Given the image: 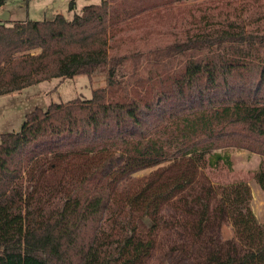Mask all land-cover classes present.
Listing matches in <instances>:
<instances>
[{
	"label": "trees",
	"instance_id": "obj_1",
	"mask_svg": "<svg viewBox=\"0 0 264 264\" xmlns=\"http://www.w3.org/2000/svg\"><path fill=\"white\" fill-rule=\"evenodd\" d=\"M114 1L76 11L70 0L71 16L0 19V95L52 78L107 76L91 97L36 107L20 130L1 133L0 264H168L164 253L180 254V264H264V221L250 208L249 185L218 187L204 165L216 150L258 153L254 177L264 191V56L239 30H223L220 45L249 50H208L144 78L127 65L152 54L110 53L117 23L140 10ZM203 39L153 56L202 48ZM215 159L231 165L226 155ZM59 166L65 173L48 183L45 170ZM44 191L63 192L60 206L44 209ZM230 219L236 235L222 238Z\"/></svg>",
	"mask_w": 264,
	"mask_h": 264
},
{
	"label": "rangeland",
	"instance_id": "obj_2",
	"mask_svg": "<svg viewBox=\"0 0 264 264\" xmlns=\"http://www.w3.org/2000/svg\"><path fill=\"white\" fill-rule=\"evenodd\" d=\"M101 0H76V11L90 3H99ZM118 4L129 8L138 4L136 12L124 17L113 30L110 53L115 55L145 51L146 60L128 64L131 71L134 68L144 78L162 75L165 72L180 69L189 56L205 54L208 50H249L244 45H230V41L221 44L217 37L223 30H239L242 39L252 44L251 52L254 55L264 56V0H116ZM116 1H114L116 3ZM70 0H9L6 7L13 11V20H43L52 19L57 13L67 16L73 14L69 10ZM145 5L142 8V4ZM117 5V6H118ZM203 37H206L203 39ZM190 39L204 40L202 48L178 53L173 56L163 54L154 55L153 51H162L177 42ZM240 39V40H242ZM212 40V41H211ZM260 42V43H259ZM214 44L213 46H211ZM211 46V47H210ZM155 52L156 54L158 53ZM107 85V76L104 70H98L92 75L78 74L64 80L52 78L26 86L20 91L0 95V138L5 131H18L27 112L36 107L47 108L52 102L67 101L79 97H91L93 90ZM118 95V94H117ZM226 155L231 165L222 160L215 165L216 155ZM204 165L206 172L218 186H232L237 182H244L251 189L250 208L255 219L264 221V191L256 181L254 174L260 167L263 157L254 152L240 148H227L210 153ZM226 159V157H225ZM64 167H58L57 172L46 169L48 183L55 178H61ZM70 172L78 169L71 165ZM151 170H144L138 175H146ZM68 177L63 178L66 180ZM42 201L44 209L59 207L63 201V192H46ZM112 216V215H111ZM113 217V216H112ZM111 217L106 227H110ZM236 235V225L232 219L225 222L221 231L222 238ZM171 238V235H170ZM173 243V240H166ZM168 264H180V254H161ZM157 259V256H156ZM152 262V260L150 261Z\"/></svg>",
	"mask_w": 264,
	"mask_h": 264
},
{
	"label": "crops",
	"instance_id": "obj_3",
	"mask_svg": "<svg viewBox=\"0 0 264 264\" xmlns=\"http://www.w3.org/2000/svg\"><path fill=\"white\" fill-rule=\"evenodd\" d=\"M7 4H5L2 9L0 10V16H2L3 18H0V19H4L5 21L7 22H12L13 19H12V14H13V11H10L7 7H6ZM29 19V18H28Z\"/></svg>",
	"mask_w": 264,
	"mask_h": 264
},
{
	"label": "water",
	"instance_id": "obj_4",
	"mask_svg": "<svg viewBox=\"0 0 264 264\" xmlns=\"http://www.w3.org/2000/svg\"><path fill=\"white\" fill-rule=\"evenodd\" d=\"M0 18H3L2 16H0Z\"/></svg>",
	"mask_w": 264,
	"mask_h": 264
}]
</instances>
